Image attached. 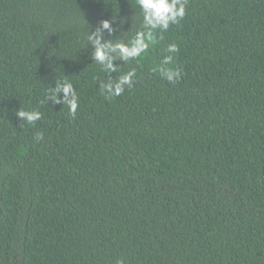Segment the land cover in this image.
Instances as JSON below:
<instances>
[{
	"label": "trees",
	"instance_id": "obj_1",
	"mask_svg": "<svg viewBox=\"0 0 264 264\" xmlns=\"http://www.w3.org/2000/svg\"><path fill=\"white\" fill-rule=\"evenodd\" d=\"M142 22L136 0H0V264H264V0H186L143 57L93 60L88 32ZM65 79L75 116L46 98Z\"/></svg>",
	"mask_w": 264,
	"mask_h": 264
},
{
	"label": "clouds",
	"instance_id": "obj_2",
	"mask_svg": "<svg viewBox=\"0 0 264 264\" xmlns=\"http://www.w3.org/2000/svg\"><path fill=\"white\" fill-rule=\"evenodd\" d=\"M136 2L142 11L143 30L137 31L129 42L104 40L100 35V29H97L95 34L88 32L87 40L94 47L92 58L102 64L106 71L118 70L119 66L114 63L117 59L127 61L143 57L149 48L157 43L155 30L159 29L161 32L168 30L170 25L177 24L186 14V0H136ZM101 25L112 31L109 20L101 21ZM165 51L168 55L163 57L160 66L153 71H159L169 82L178 81L181 78V69L170 65L173 64L175 54L179 52V45L171 43ZM135 74L136 70L131 69L116 79H110L107 85H102V90L107 93L108 98L119 96L124 91V85L132 87ZM113 85H115L114 88ZM60 93H63V105H67L70 115L75 116L78 109V96L73 84L67 79L58 81L55 89L51 90V95L48 90L46 98L52 99L53 103H58ZM16 115L21 121L29 124H34L41 119V113L37 110L19 108ZM34 139H43V134L35 136ZM117 264H125V262L120 259Z\"/></svg>",
	"mask_w": 264,
	"mask_h": 264
}]
</instances>
